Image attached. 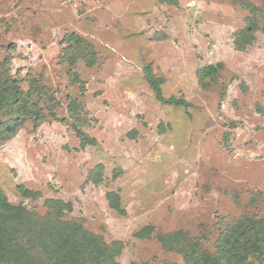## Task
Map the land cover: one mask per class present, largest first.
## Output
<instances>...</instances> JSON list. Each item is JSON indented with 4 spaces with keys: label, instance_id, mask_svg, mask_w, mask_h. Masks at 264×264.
<instances>
[{
    "label": "rangeland",
    "instance_id": "obj_1",
    "mask_svg": "<svg viewBox=\"0 0 264 264\" xmlns=\"http://www.w3.org/2000/svg\"><path fill=\"white\" fill-rule=\"evenodd\" d=\"M0 64L54 99L0 140V189L31 223L12 241L28 254L52 232L48 201L118 264H192L234 221L264 220V0H0Z\"/></svg>",
    "mask_w": 264,
    "mask_h": 264
},
{
    "label": "trees",
    "instance_id": "obj_2",
    "mask_svg": "<svg viewBox=\"0 0 264 264\" xmlns=\"http://www.w3.org/2000/svg\"><path fill=\"white\" fill-rule=\"evenodd\" d=\"M251 31V27L248 26L246 34ZM71 42L76 45V50L89 51L90 57L84 62L87 67L94 66L96 59L92 47L75 35L67 38L66 43ZM75 61L72 57L69 66H74ZM209 70L215 71L212 67L205 68L202 70V76H206L205 73ZM68 74L70 78L77 79L75 72L69 70ZM22 82V79H16L10 74L6 65L0 64V114L6 112L7 109H12L14 115L16 114L11 119L2 120L0 118L1 141L9 139L24 121L28 120L27 118L34 122L40 121L43 118L42 109L54 101L40 80L34 77L27 78L26 90L23 89ZM149 82L156 90L157 96L160 97L159 86L151 75H149ZM168 102L181 103L172 100ZM83 139L87 141L86 137ZM90 142L94 143L91 140ZM21 191L26 197L35 196L30 191L23 189ZM106 199L109 208L121 212L119 197L115 193H107ZM48 207L56 212V220L53 223L52 232L48 231L49 224L45 223L42 227L41 237L44 242L39 246L37 252L39 254L33 256L28 254V250L23 246L12 241V236H15L21 223L27 226L31 223L25 217L24 210L20 206L9 204L0 189V264H118L115 260L118 249L115 245L109 248L101 237L87 232L78 223L60 219L64 209L70 210L68 203L48 201ZM144 232L142 230L140 234L143 235ZM181 237L182 233L176 232L160 237V239L165 245L166 243L172 244V241ZM201 260L203 262H200ZM189 261L193 262L192 264H264V220L241 218L234 221L219 237L213 255L204 254L202 250H192L188 263Z\"/></svg>",
    "mask_w": 264,
    "mask_h": 264
}]
</instances>
